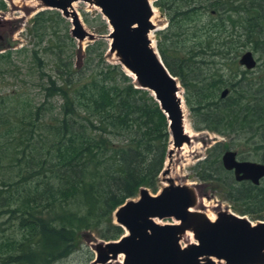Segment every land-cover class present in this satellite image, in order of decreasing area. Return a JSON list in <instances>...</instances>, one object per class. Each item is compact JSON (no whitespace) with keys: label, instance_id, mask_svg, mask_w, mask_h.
<instances>
[{"label":"trees","instance_id":"1","mask_svg":"<svg viewBox=\"0 0 264 264\" xmlns=\"http://www.w3.org/2000/svg\"><path fill=\"white\" fill-rule=\"evenodd\" d=\"M153 5L167 16L155 47L179 79L194 128L251 141L264 163V86L241 84L242 75L227 82L219 64L229 58L233 65L247 46L264 57V0ZM203 9L222 12L198 28L195 17ZM62 20L58 11L41 10L28 27L29 47H0V74H12L13 53L26 63L18 75L22 87L0 93V264H54L75 250L86 230L104 241L117 239L122 228L113 223V210L139 187L154 190L168 147L166 118L150 92L135 88L119 64L104 59L102 39L85 45L79 57L75 41L62 33ZM228 22L233 31L241 28L243 40L235 33L228 42ZM49 23L61 26L54 41ZM188 24L191 34L200 30L203 36L178 55L167 33L183 34ZM104 31L102 24L98 33ZM223 88L228 92L220 98ZM214 147L195 163L198 177L216 180L240 215L263 219L264 178L235 181L221 165L219 144Z\"/></svg>","mask_w":264,"mask_h":264},{"label":"water","instance_id":"2","mask_svg":"<svg viewBox=\"0 0 264 264\" xmlns=\"http://www.w3.org/2000/svg\"><path fill=\"white\" fill-rule=\"evenodd\" d=\"M34 1L38 7L70 16L73 20L70 35L76 40L109 39L106 52L124 72L133 75L135 88L150 92L167 122L170 146L166 149V167L160 171L165 184L154 194L139 187L135 197L115 207L113 222L125 232L118 240L97 242L91 263L110 264L108 260L114 261L121 254L122 261L115 264H264V217L252 221L245 215L219 209L209 219L204 211L195 209V184H176L167 176L171 155L178 153L184 144L190 146L193 139L183 128L182 88L164 66L149 36L155 29L150 21L151 3L80 0L98 7L110 28L106 34L95 35L78 22L71 7V2L77 0ZM237 62L244 69H252L256 64L250 50H244ZM226 94L227 89L223 88L219 97ZM220 160L224 169L232 170L235 181L258 184L264 178V163L236 159L232 149L225 150ZM154 219L173 221L160 224ZM186 232L191 233L192 240L183 246L179 241Z\"/></svg>","mask_w":264,"mask_h":264},{"label":"rangeland","instance_id":"3","mask_svg":"<svg viewBox=\"0 0 264 264\" xmlns=\"http://www.w3.org/2000/svg\"><path fill=\"white\" fill-rule=\"evenodd\" d=\"M3 3V7L0 8V47L3 45L7 48L11 49H17L23 46L29 47L31 43H33V38L28 33V27L30 26L32 16L41 11L48 8H42L38 7L37 3L34 0H0ZM151 3V6L155 9L156 16L154 18V24L153 27L154 30L150 31L149 36L152 40V45L155 46L156 39L160 38L162 36L163 28L167 24V16L165 12L162 9H159L158 7H155L153 5L154 0H149ZM76 4L72 8V10L76 13V17L80 25L87 31L92 32L93 34H99L98 30L99 27H102V24L105 26L104 33L106 34L110 28L108 24L105 22V19L102 17L99 8L93 5H89L84 1L77 0L75 2ZM48 10H54L55 9H48ZM202 13L198 14L195 17L196 23L198 28L201 26H206L209 24L211 19L217 18L221 14V10L216 12H211L210 9H203L201 11ZM60 17L63 19L61 22L62 26V33H66L69 37L70 35V28L72 27L73 20L70 16L64 17L61 15V13L58 11ZM3 21V22H2ZM235 25H238L236 22ZM61 26H56L54 23L48 24L47 33L50 34L51 39L54 41L55 36L54 33L57 28H60L61 32ZM183 27V26H182ZM189 27H191L190 24H188L185 29L184 33L182 34L181 31L179 32H172L171 34L168 32L167 37L170 36V39H172V43L170 46H173L172 52H177L176 54L180 55L181 52H185V50H190V47L194 45V42L200 39V37L203 36V34L200 32V30L196 31L195 34H191L189 32ZM235 33L239 34L240 36L239 41L243 40L244 37L241 35L242 30L238 27V29L235 28V31H233L232 26L228 22V42H231V39H235ZM192 36H195V38H192ZM232 37V38H231ZM78 48L77 55L79 57L82 56L83 50L85 45L90 43L87 38L82 39L81 41L76 40L75 38L71 37ZM184 39L183 41L181 39ZM95 39H102L106 45L105 52L103 54L104 59L109 63L119 64L117 61L114 60V57L112 55H109L106 50L109 43V39L105 37H99ZM51 40V42H52ZM174 41V42H173ZM169 45V44H168ZM4 49H1L0 52H2ZM244 50H250L252 53L253 51L247 46L242 48L240 52H238V56L240 53H242ZM13 53L12 57V63H14L16 66L12 67V74H17L16 77H14L12 74L3 73L0 74V93L7 92L10 93L11 91H16L20 87H22L19 83V74L20 78L22 77V74L25 71L26 63L24 60H22V56H18ZM237 56V57H238ZM254 58L256 59V65L251 70H246L243 67L239 66L237 63V60H235V63L231 65V60L228 58V64H220V72L224 75V78H226L227 82L228 77H232V80L241 79V75L243 76L241 84L248 83L250 86L256 87V85H262L264 86V57H258L256 53H253ZM230 57V56H229ZM237 59V58H236ZM120 65V64H119ZM121 66V65H120ZM122 68V67H121ZM240 71H243V74H240ZM177 80L178 77H176ZM30 88V85L28 86ZM182 93H183V89ZM264 90V89H263ZM35 90H31L30 94L32 97H38ZM261 91V90H260ZM262 92V91H261ZM181 93V95H182ZM183 99V95H182ZM184 102V101H183ZM56 103V102H55ZM182 112H183V119L185 120L186 125L190 128L192 132V141L191 145L192 147L187 149H192V151L187 152L185 155L180 154V151L178 153H175V157L171 165H169V174L171 179L176 184H195V193H196V206L195 209L202 210V211H209L212 213H215L219 209H228L231 212H234L236 214H239L237 212L238 204L234 201H231L225 197V193L223 191V188L220 184L217 183L216 180H201L194 168L195 163L202 160L203 157L207 154H209L210 149H207L209 146H214L217 143L219 144V147L222 149V151L225 149V147H228L229 149H232L235 151L236 156L239 159L243 160H251L256 162H261L259 159V154H255L254 150V143H251V141H246L242 139H232V134H228V132L224 133H215L210 130L204 129V128H194V125H197L195 122V118L188 110V107L183 103L182 104ZM170 146L168 142V147ZM232 146V147H231ZM173 153V154H174ZM166 155V153H165ZM164 155V161L162 163L161 169H164L167 164V159ZM263 163V162H262ZM160 169V171H161ZM160 171L158 172L156 176V181L154 183V190L148 192L150 194L156 193L161 186H163L165 183L162 182V175L160 174ZM214 185H218V188H214ZM135 197V196H134ZM204 203V204H203ZM158 223H167L171 222V219H162L157 220ZM122 232L124 233L125 230L122 228ZM192 240L191 233L189 234H183L182 238L180 239L179 243L180 245H184L185 243ZM104 241L97 237L96 233L94 231H82L79 233L78 237L76 238V247L75 250L69 254L66 258H63V260H60L58 262H55L54 264H92L91 261L94 258L95 250L94 245L99 242ZM122 255L120 254V258L117 257L116 260H108L110 264H115L116 262L122 261Z\"/></svg>","mask_w":264,"mask_h":264},{"label":"bare ground","instance_id":"4","mask_svg":"<svg viewBox=\"0 0 264 264\" xmlns=\"http://www.w3.org/2000/svg\"><path fill=\"white\" fill-rule=\"evenodd\" d=\"M75 2H76V1L71 2V7H72V8H73L74 5L76 4ZM148 2L150 3L149 0H148ZM155 16H156L155 9H154L153 7H151L150 21H151L152 24H154V18H155ZM125 72H126L127 75H129V76L132 78V76H133L132 74L128 73L127 71H125ZM182 106H183V105H182ZM183 128H184V131H185L190 137L193 135L192 132H191V130H190V128L186 125L184 119H183ZM190 147H192V146H186V145L184 144V145L181 147V149H180V154L185 155L187 152L192 151V149H187V148H190ZM174 157H175V153L171 155V157H170L171 162H170V164L168 163L169 165H171V163L173 162ZM166 159H167V158H166ZM167 176L169 177L170 174H168ZM163 178H165V176H164ZM162 182H163V181H162ZM163 183H165V182H163ZM203 204H204V203H203ZM205 214L208 216L209 219H213V218H214V213H212V212L205 211ZM185 234H189V232H186ZM118 257L120 258V255H119ZM97 264H98V263H97Z\"/></svg>","mask_w":264,"mask_h":264},{"label":"flooded vegetation","instance_id":"5","mask_svg":"<svg viewBox=\"0 0 264 264\" xmlns=\"http://www.w3.org/2000/svg\"><path fill=\"white\" fill-rule=\"evenodd\" d=\"M212 12V11H211ZM241 54V53H240ZM253 54V53H252ZM238 58V57H237ZM255 59V58H254ZM237 60V59H236ZM255 61H256V59H255ZM238 63V62H237ZM239 65V64H238ZM256 65V64H255ZM240 66V65H239ZM242 67V66H241ZM255 67V66H254ZM253 67V68H254ZM252 68V69H253ZM246 70H251V69H246ZM227 89V88H226ZM227 92H228V89H227ZM207 149H216V147H214V146H209ZM227 149H229L228 147H225V149L223 150V151H221V154L225 151V150H227ZM221 154H220V156H221ZM206 156V155H205ZM205 156L203 157V158H205ZM235 158L236 159H239L237 156H236V153H235ZM239 160H243V159H239ZM220 162H221V160H220ZM222 165V164H221ZM224 169V168H223ZM227 172H229L230 173V175H231V177L234 179V177H233V172H232V170H227V169H225ZM243 181V180H242ZM247 181V180H246ZM172 220V219H171Z\"/></svg>","mask_w":264,"mask_h":264}]
</instances>
